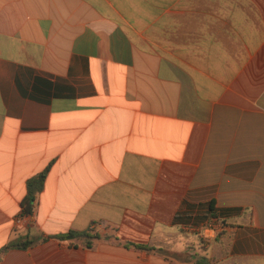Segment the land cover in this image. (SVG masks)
Here are the masks:
<instances>
[{
	"label": "crops",
	"instance_id": "0c3cea01",
	"mask_svg": "<svg viewBox=\"0 0 264 264\" xmlns=\"http://www.w3.org/2000/svg\"><path fill=\"white\" fill-rule=\"evenodd\" d=\"M0 264H264V0H0Z\"/></svg>",
	"mask_w": 264,
	"mask_h": 264
},
{
	"label": "trees",
	"instance_id": "16d2710c",
	"mask_svg": "<svg viewBox=\"0 0 264 264\" xmlns=\"http://www.w3.org/2000/svg\"><path fill=\"white\" fill-rule=\"evenodd\" d=\"M48 170H49V166H47L42 172L28 179L27 195L22 203V207H23L22 212H21L22 214H32L35 197L37 193L41 191L43 188L45 177H46ZM85 234L86 232L69 231L61 235H56L55 237L59 239H66V238H71V237H80ZM87 244L89 245L90 242H87ZM127 244L135 245L141 248H146V246L143 244H138V243H127ZM23 246H27V244H24Z\"/></svg>",
	"mask_w": 264,
	"mask_h": 264
},
{
	"label": "built area",
	"instance_id": "2783aa9c",
	"mask_svg": "<svg viewBox=\"0 0 264 264\" xmlns=\"http://www.w3.org/2000/svg\"><path fill=\"white\" fill-rule=\"evenodd\" d=\"M27 214H21V215H19L17 218H16V220H15V226L17 227V228H21V227H23L25 224H26V221H27ZM211 226H212V224H211Z\"/></svg>",
	"mask_w": 264,
	"mask_h": 264
},
{
	"label": "rangeland",
	"instance_id": "374dc122",
	"mask_svg": "<svg viewBox=\"0 0 264 264\" xmlns=\"http://www.w3.org/2000/svg\"><path fill=\"white\" fill-rule=\"evenodd\" d=\"M208 253H210V252L208 251Z\"/></svg>",
	"mask_w": 264,
	"mask_h": 264
}]
</instances>
